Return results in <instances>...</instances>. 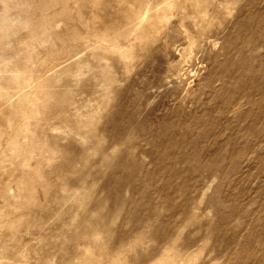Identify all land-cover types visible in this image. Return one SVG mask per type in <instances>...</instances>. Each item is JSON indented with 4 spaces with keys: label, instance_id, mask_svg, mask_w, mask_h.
<instances>
[{
    "label": "rangeland",
    "instance_id": "1",
    "mask_svg": "<svg viewBox=\"0 0 264 264\" xmlns=\"http://www.w3.org/2000/svg\"><path fill=\"white\" fill-rule=\"evenodd\" d=\"M0 264H264V0H0Z\"/></svg>",
    "mask_w": 264,
    "mask_h": 264
}]
</instances>
